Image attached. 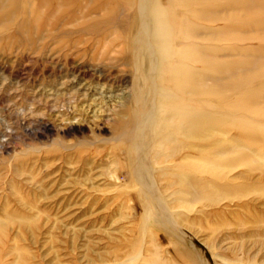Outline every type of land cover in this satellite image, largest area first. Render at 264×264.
I'll list each match as a JSON object with an SVG mask.
<instances>
[{"label": "rangeland", "instance_id": "374dc122", "mask_svg": "<svg viewBox=\"0 0 264 264\" xmlns=\"http://www.w3.org/2000/svg\"><path fill=\"white\" fill-rule=\"evenodd\" d=\"M138 5L0 0V264H264V0Z\"/></svg>", "mask_w": 264, "mask_h": 264}, {"label": "bare ground", "instance_id": "6f19581e", "mask_svg": "<svg viewBox=\"0 0 264 264\" xmlns=\"http://www.w3.org/2000/svg\"><path fill=\"white\" fill-rule=\"evenodd\" d=\"M137 1H138L139 5L137 8V11H138L137 19H138V21L136 23L138 24L139 29H138L136 34H138V36H137V38L135 36V39L132 41V44H130V47L132 50V57L135 61H137L139 56L141 55L142 47L147 48L149 50V52H151L152 56L154 53L152 50V47L150 46V43H149V36L151 35L150 34L151 29L153 28V24L155 21L153 22L152 21L153 19H151V18H153V16L150 18L149 14H148V11H149V8L147 5L148 0H137ZM145 34H147V35L145 36L146 39H145V43H144L143 35H145ZM147 37H148V39H147ZM135 82H138V81H135ZM136 89H137L136 90L137 92L135 94H132V96H133L132 98H134V104L136 106V108H135L136 110L133 112H134L136 122H138V124H140L139 129L143 130V129H147L145 126H147V124L149 125V122H151L155 118L153 115V110L155 108V106L153 105V100H154L153 97H155V95H154L155 90H153V89H155V88L151 86V93L153 95H151L150 97L148 96L149 95V93L147 91L148 89H146L147 92H145V93L141 92V89L139 87ZM130 92H131V90H130ZM134 116H133V118H134ZM138 124H136V125H138ZM131 127H132V125H131ZM135 128H136V126H135ZM137 131H138V129H137ZM132 160H133V158H132ZM131 163H132V161H131ZM146 217L149 218L148 213H146Z\"/></svg>", "mask_w": 264, "mask_h": 264}]
</instances>
